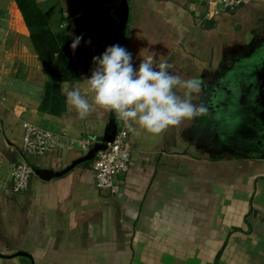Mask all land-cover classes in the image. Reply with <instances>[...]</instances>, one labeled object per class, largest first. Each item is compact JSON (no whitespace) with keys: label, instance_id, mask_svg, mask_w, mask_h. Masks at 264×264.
Here are the masks:
<instances>
[{"label":"crops","instance_id":"1","mask_svg":"<svg viewBox=\"0 0 264 264\" xmlns=\"http://www.w3.org/2000/svg\"><path fill=\"white\" fill-rule=\"evenodd\" d=\"M35 1L59 45L54 72L65 75L47 72L17 0H0V264H264V236L250 224L264 220V156L236 154L208 122L230 103L221 94L249 81L248 61L264 42V0L215 21L189 0H128L122 46L133 66L141 50L155 52L157 64L198 79L193 101L208 114L158 136L133 125L131 168L115 192L100 191L92 163H79L89 152L83 141L102 142L115 113L79 119L62 84L83 92L93 57L116 38L71 0ZM68 32L84 37L74 52ZM257 72L260 84L264 68ZM26 124L52 132L57 147L23 155ZM20 161L53 177L36 175L14 194Z\"/></svg>","mask_w":264,"mask_h":264},{"label":"clouds","instance_id":"2","mask_svg":"<svg viewBox=\"0 0 264 264\" xmlns=\"http://www.w3.org/2000/svg\"><path fill=\"white\" fill-rule=\"evenodd\" d=\"M70 45L74 52L84 39L74 35ZM85 43L90 44L91 38ZM142 58L138 68L133 66L132 54L123 46H108L100 56L93 57L95 67L90 78L80 87L62 84L66 103L81 120L94 112L115 113L130 130L133 125L158 136L171 127L208 114V107L195 103L193 96L202 89L196 78L184 79L169 71L172 65L166 60L158 64L156 54L139 53Z\"/></svg>","mask_w":264,"mask_h":264},{"label":"built area","instance_id":"3","mask_svg":"<svg viewBox=\"0 0 264 264\" xmlns=\"http://www.w3.org/2000/svg\"><path fill=\"white\" fill-rule=\"evenodd\" d=\"M206 9L207 20L215 21L224 14L240 10L247 0H189ZM115 115V114H114ZM117 134L107 149L100 151L91 162L95 174L96 187L100 191L115 192L117 178H124L130 171L132 150L130 146L131 130L125 123L114 116ZM97 140H84L81 147L90 151ZM57 137L50 131L33 124H26L23 155L46 156L57 147ZM36 171L27 162L20 161L13 165L12 190L21 194L28 190Z\"/></svg>","mask_w":264,"mask_h":264},{"label":"water","instance_id":"4","mask_svg":"<svg viewBox=\"0 0 264 264\" xmlns=\"http://www.w3.org/2000/svg\"><path fill=\"white\" fill-rule=\"evenodd\" d=\"M78 10L83 13L96 27L104 29L110 36L116 38L113 44L122 46L125 36V29L129 20L128 0H73ZM259 98L264 106V73L260 76ZM117 134L116 123H113L109 132L105 135L102 142H98L82 158L79 163H91L96 155L107 149L108 143H113ZM36 175L44 180H50L53 174L50 172L36 170ZM254 233L264 236V220L255 216L250 222ZM19 256H26L24 253Z\"/></svg>","mask_w":264,"mask_h":264},{"label":"rangeland","instance_id":"5","mask_svg":"<svg viewBox=\"0 0 264 264\" xmlns=\"http://www.w3.org/2000/svg\"><path fill=\"white\" fill-rule=\"evenodd\" d=\"M65 1L66 0H59ZM73 2V0H71ZM264 31V26L262 27ZM261 30V31H262ZM80 31H83L80 29ZM257 47V46H256ZM251 82L243 81L236 86L237 90L231 94H221V98L229 99L230 103L227 106H221L219 110L220 114H216L215 117L208 120L209 123L215 127L218 126L220 132L225 139L229 142H233V139L240 143V147L235 150L236 146L231 145L233 150L237 151L238 155H258L264 156V136L263 133L258 131V127L263 122L259 115H256V106L249 105L248 99H246L247 88ZM260 85V84H259ZM259 95V93H258ZM220 96L219 94L217 97ZM257 96V93L256 95ZM247 104H246V103ZM239 103V104H238ZM263 142V144L261 143Z\"/></svg>","mask_w":264,"mask_h":264},{"label":"trees","instance_id":"6","mask_svg":"<svg viewBox=\"0 0 264 264\" xmlns=\"http://www.w3.org/2000/svg\"><path fill=\"white\" fill-rule=\"evenodd\" d=\"M18 6L31 31L37 51L48 73L53 77H63L65 74L54 72V56L59 49L55 37L46 22L44 13L35 0H17ZM65 40L64 37L61 38Z\"/></svg>","mask_w":264,"mask_h":264},{"label":"flooded vegetation","instance_id":"7","mask_svg":"<svg viewBox=\"0 0 264 264\" xmlns=\"http://www.w3.org/2000/svg\"><path fill=\"white\" fill-rule=\"evenodd\" d=\"M248 63L250 64L249 67L246 68V72L244 73V76H246L247 80H249L250 85L247 88V94H246V99H248V103H250L249 105H254L256 106V115H259L263 122L261 123V126H259L257 129L258 131L263 133L264 136V106L262 103V100L259 98V82L256 80H253V75L254 73H256V71L259 70V72L264 68V42H261V44L259 45V50L256 52V54H254L250 60L248 61ZM246 63V64H248ZM259 72H257V74H259ZM257 76V75H256ZM258 78V76H257ZM237 90V88H234L232 90H229V94H233L235 91ZM257 93V96H255ZM246 103V102H245ZM247 104V103H246ZM221 138L222 141H224V145H229L230 147H234L231 145H235L236 148L235 150H237L238 147H240L241 145H239L240 143H237L234 139L233 142H229L227 141L228 138H224L223 136H217V139ZM264 138V137H263ZM261 143V142H260ZM263 144V142L261 143Z\"/></svg>","mask_w":264,"mask_h":264}]
</instances>
